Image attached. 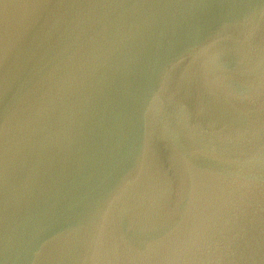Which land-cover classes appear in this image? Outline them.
I'll use <instances>...</instances> for the list:
<instances>
[{
  "label": "water",
  "instance_id": "95a60500",
  "mask_svg": "<svg viewBox=\"0 0 264 264\" xmlns=\"http://www.w3.org/2000/svg\"><path fill=\"white\" fill-rule=\"evenodd\" d=\"M0 264H264V0H0Z\"/></svg>",
  "mask_w": 264,
  "mask_h": 264
}]
</instances>
